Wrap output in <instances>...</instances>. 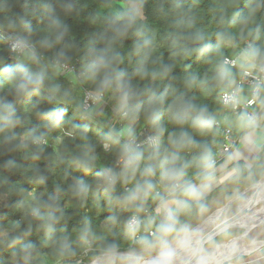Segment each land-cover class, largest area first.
Listing matches in <instances>:
<instances>
[{"label": "clouds", "instance_id": "clouds-1", "mask_svg": "<svg viewBox=\"0 0 264 264\" xmlns=\"http://www.w3.org/2000/svg\"><path fill=\"white\" fill-rule=\"evenodd\" d=\"M0 264H264V0H0Z\"/></svg>", "mask_w": 264, "mask_h": 264}]
</instances>
